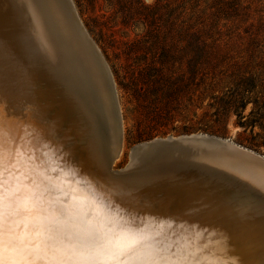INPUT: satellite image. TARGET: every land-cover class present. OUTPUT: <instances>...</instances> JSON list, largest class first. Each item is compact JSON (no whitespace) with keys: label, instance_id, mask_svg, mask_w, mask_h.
<instances>
[{"label":"bare ground","instance_id":"6f19581e","mask_svg":"<svg viewBox=\"0 0 264 264\" xmlns=\"http://www.w3.org/2000/svg\"><path fill=\"white\" fill-rule=\"evenodd\" d=\"M16 3L31 32L0 0V264H264V196L253 193L250 209L244 194L178 181L157 159L116 175L124 144L114 82L63 0H54L53 14L66 28L58 30L66 76L50 60L40 11ZM204 147L224 161L221 171L264 192V167ZM139 152L131 150V161ZM130 235L141 243L120 255Z\"/></svg>","mask_w":264,"mask_h":264},{"label":"rangeland","instance_id":"374dc122","mask_svg":"<svg viewBox=\"0 0 264 264\" xmlns=\"http://www.w3.org/2000/svg\"><path fill=\"white\" fill-rule=\"evenodd\" d=\"M152 1L72 0L115 85L124 145L113 168H126L137 144L189 134L264 156V0H237L238 17L232 0H197L208 38L163 31L148 38ZM160 3L179 12L189 6Z\"/></svg>","mask_w":264,"mask_h":264},{"label":"water","instance_id":"95a60500","mask_svg":"<svg viewBox=\"0 0 264 264\" xmlns=\"http://www.w3.org/2000/svg\"><path fill=\"white\" fill-rule=\"evenodd\" d=\"M28 1L32 2V8L34 10L40 11L39 13L41 15L44 27L47 30L48 42L50 44L51 52L53 54H51L52 56L50 60L55 62L57 68L62 72V75L66 76L68 74V69L63 65V58L66 57L68 52V46L66 44L67 40L64 41L58 31L60 29L65 32L66 28L57 19V15L55 13L53 14V11L55 10L53 6L54 0ZM4 3L6 4V6H10V8L12 9V13L14 11L16 17L21 18V22L24 24L22 26H27L26 30L30 33V24L27 20L25 22L22 20L23 17L25 18V15H23L20 11V7L16 3V0H4ZM63 3L65 5L66 11L71 14L72 19L74 21V25L79 31L78 33L79 35H81L82 40L89 47V49L92 50L94 60H96V62L101 66L108 83L112 84L110 70L108 69L105 63V60L99 48L91 39L85 27L83 26L79 16L77 15L72 0H63ZM44 56L47 55L44 54ZM79 101L80 103H82L81 100ZM205 144L212 146L214 148V151H218L219 149H224V147H226L229 151L232 150L241 156H245L251 159L257 165L264 167V156L257 154L251 150H248L230 141L223 140L214 136L205 134H189L180 135L176 137L168 136L165 138H157L133 146L131 150L134 148H139V151H141V153L139 152L141 154L140 156L143 155L142 158L138 157L134 161L130 160L126 168L122 170H116V172L114 173L119 176L124 175L126 173H131V176L136 175L138 173H141V171L147 165H149V163L153 162L154 159H157L161 162L167 163V167L164 168L169 170V174H176L178 181L204 180L208 182V184L211 183L214 186L217 185L222 188L225 187L231 192L244 194L243 197L246 199V201L252 203L249 205V208L252 209L253 207H255V202H253L251 196H253V193L254 195L256 194V196H264V192L258 189L253 191L251 189H248L246 186L244 188L241 183H239L238 179L221 171L220 168H224L222 167L224 161L222 159L221 161L223 162L219 160L212 161L209 157V155H211L210 153L212 152V150L211 148L204 147ZM148 155L150 159L146 160ZM194 155L203 156V158L207 159L206 161H208L209 164L207 162L202 163L198 160L189 159V156L193 157ZM245 194H247L249 197Z\"/></svg>","mask_w":264,"mask_h":264},{"label":"trees","instance_id":"16d2710c","mask_svg":"<svg viewBox=\"0 0 264 264\" xmlns=\"http://www.w3.org/2000/svg\"><path fill=\"white\" fill-rule=\"evenodd\" d=\"M188 7L180 8L178 6L161 5L160 0H153L147 7L151 10L153 18L146 20V34L148 38L157 36V33L183 34L184 36H194V38L204 37L208 34L206 25L200 20L201 11L198 9L197 0H184ZM226 2V1H225ZM230 8H233V17L240 15L242 10L241 4L237 0H232ZM184 9V10H182ZM184 12L185 17L182 19L181 14ZM198 36V37H197Z\"/></svg>","mask_w":264,"mask_h":264},{"label":"snow or ice","instance_id":"6c2138e0","mask_svg":"<svg viewBox=\"0 0 264 264\" xmlns=\"http://www.w3.org/2000/svg\"><path fill=\"white\" fill-rule=\"evenodd\" d=\"M141 241L135 235H130L127 237V242L120 246V255H124L126 253H134L136 247L140 245ZM117 264H121V261L117 259Z\"/></svg>","mask_w":264,"mask_h":264}]
</instances>
